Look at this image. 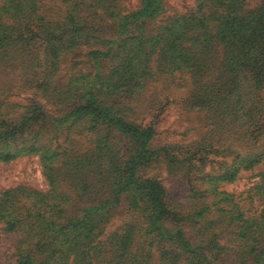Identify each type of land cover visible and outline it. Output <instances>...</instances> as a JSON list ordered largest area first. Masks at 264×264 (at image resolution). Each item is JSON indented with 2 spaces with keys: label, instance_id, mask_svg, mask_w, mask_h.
Returning <instances> with one entry per match:
<instances>
[{
  "label": "rangeland",
  "instance_id": "obj_1",
  "mask_svg": "<svg viewBox=\"0 0 264 264\" xmlns=\"http://www.w3.org/2000/svg\"><path fill=\"white\" fill-rule=\"evenodd\" d=\"M263 1L0 0L10 39L0 41V264H264V163L217 180L264 151V41L241 56L225 37L232 18ZM146 9L154 13L140 20L143 37L179 22L154 46L146 75L126 76L116 90L96 91V100L153 130L155 154L138 177L162 185L169 213L160 226L167 236L179 230L187 247L148 232L144 199L114 195L116 164L141 140L107 121L92 125L82 111L90 87L101 88L118 65L117 43L139 36L132 21ZM198 10L206 30L191 21ZM70 13L82 31L52 56L45 33L62 31ZM26 25L30 32L14 31ZM162 46L175 64L162 59ZM96 49L111 51L95 60ZM100 205L109 208L103 219Z\"/></svg>",
  "mask_w": 264,
  "mask_h": 264
},
{
  "label": "trees",
  "instance_id": "obj_2",
  "mask_svg": "<svg viewBox=\"0 0 264 264\" xmlns=\"http://www.w3.org/2000/svg\"><path fill=\"white\" fill-rule=\"evenodd\" d=\"M216 1L217 3H219L218 0ZM201 3L203 4L204 1H202ZM148 11L150 12V14L145 15V13H147ZM153 13L154 9H146L139 11L137 15H135V18L132 22L139 29L140 32L139 34H137L139 36L133 35L132 37L125 39L121 44L117 43V49L119 53V55H117V57L119 56L118 65L110 71L106 81L102 84L101 88L100 86L90 87V89L92 90L89 94V96L91 97V101L83 106L82 111H84L86 115H91L93 117L91 122L92 125H95L97 123L96 119L107 121L108 128L119 131L123 135L130 136L136 140H141H139L141 143V148L139 147L136 150L135 154L128 157L125 162L116 164L121 168L118 170V176L116 177L114 182V186L116 187L114 189V195H117L120 192H128L130 195L133 194L132 197L135 200L144 199L149 205L150 210L148 232L154 234V236L165 239L176 236V240L182 246L187 247L188 245L182 238L179 230L176 234L167 236L165 231L160 226L161 219L165 218L169 213L165 201V190L162 185L155 179H141L138 177L140 167L146 165L149 160L151 161L152 157L155 154V151H152L148 148L149 140L153 136V130L150 127H140L133 123L124 122L123 118L115 115L112 112L111 108L105 105L98 104L96 100V91L101 89L105 92H111L117 89V87L126 76H129L131 80H134L137 78H141L147 74V71L149 70L150 57L154 52V46L157 43L165 40V36L171 33L173 23L179 22V19L173 20L172 23L167 24L164 27L163 31L161 30L162 32L160 34L154 37H143V22H141L140 20L144 17L152 16L151 14ZM25 17L30 21V12H28L26 16H23V19ZM76 20V16L70 13L68 14L67 22L64 23L65 27L62 31L60 30L59 32H55L54 29H51L45 33L47 49L51 52L52 56H56L58 54L60 49L58 45L60 43V45H62V40L74 38L77 34L80 33V31H82L80 26L77 25ZM205 20L206 14L203 10H198V13L194 14V17L191 19L195 28L198 30H202L203 28L204 30H206ZM229 25L230 29L226 33L225 37L229 35H232L234 37V50L236 51L237 49V52L241 56H243L246 54L248 46L249 48H251L259 41H264V1L259 10L250 12L244 17H240L237 19L232 18ZM14 28V31H16L18 34L19 32L23 33L25 30L27 32H30L28 25L18 26ZM6 34L7 31H3V29L0 28L1 44L3 42L10 43V39H6ZM199 35L200 34L197 33L195 38H197ZM26 36L21 35V39L27 38ZM16 38L17 37H13V40H15ZM161 49V57L166 61L165 63L168 65L175 64L176 56L174 55V51L172 50V48H166V46H162ZM110 51L111 50H108L107 52L103 53L100 50L96 49L92 51L91 55H93L95 60H98V58L101 56L109 55ZM223 111H228V113H231L233 111L232 106L227 103ZM106 145L107 144H105L104 146ZM158 150L163 155H169V153L163 149ZM7 157H9V155L7 154L2 156V158ZM169 158H175V156H169ZM259 163H264V151L240 158L236 166H233L228 172H225L221 176H218L217 180H233L240 167L247 169ZM110 201L111 200H108L104 205L107 206L108 202ZM100 208L101 205L95 207L94 209H99L101 211V219H103V216L107 214L109 208H107L106 210H102ZM83 222L85 224V228L89 232H92L94 227L92 225H89L87 221ZM95 224L97 226L98 221H95ZM25 260L24 264H30L28 260Z\"/></svg>",
  "mask_w": 264,
  "mask_h": 264
}]
</instances>
